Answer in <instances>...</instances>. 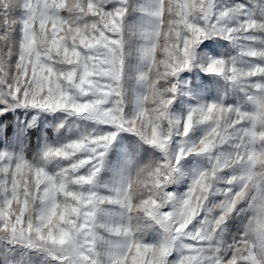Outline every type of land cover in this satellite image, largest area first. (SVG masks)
<instances>
[{"label": "snow or ice", "instance_id": "6c2138e0", "mask_svg": "<svg viewBox=\"0 0 264 264\" xmlns=\"http://www.w3.org/2000/svg\"><path fill=\"white\" fill-rule=\"evenodd\" d=\"M0 264H264V0H0Z\"/></svg>", "mask_w": 264, "mask_h": 264}]
</instances>
